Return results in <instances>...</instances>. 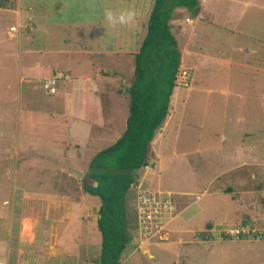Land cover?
Instances as JSON below:
<instances>
[{
  "label": "rangeland",
  "instance_id": "1",
  "mask_svg": "<svg viewBox=\"0 0 264 264\" xmlns=\"http://www.w3.org/2000/svg\"><path fill=\"white\" fill-rule=\"evenodd\" d=\"M42 1L49 5H62L55 0H9L10 4L0 9V38L5 40H2L4 46L0 47V70L17 69L24 47H28L30 51V55H26L23 62L25 75L28 74V65L34 63L35 57L37 61L41 59L56 61V56L51 54L54 51L48 48L56 46L55 43L59 38L55 36L56 33L65 36V27L61 30L50 25L49 33L46 35L43 27L47 25V21H52V12L47 14V17L42 16L39 27L36 23L34 26H27L24 19L26 13L30 12L28 5H34L30 9H34L31 18L35 21L32 16L41 13ZM62 1L63 4L71 5L73 8L78 4L81 8L91 3L110 5L98 12L97 22L89 27L94 41L99 34L97 42L101 41V45L109 40L110 33V27L104 18L106 9L119 12L117 6L121 5L123 10L133 9L136 16L146 14L148 17L153 5V0ZM112 4H115V7H111ZM15 6L16 11L6 10ZM57 8L58 6L54 7ZM82 11L86 13V9ZM74 12L76 11H72V14ZM81 12H77V16L84 19ZM67 13L69 14L68 11ZM11 25L14 28L11 29ZM170 25L181 53L178 69L183 65L191 67V83L189 88L173 92L170 117L165 119L153 139H156V143H152V148L157 156L160 155L155 167L156 180L159 178L172 191V196L177 195V198H180L183 195V202L190 197L185 193L181 195L180 192L196 191L195 196L198 195L200 199L190 206L188 212L195 211V208L204 204L205 214L212 217L209 225L213 226V230L204 233L207 236L206 240H203L204 243H195L193 246H188L190 242L181 244L177 258L165 254L163 259L159 256L150 258L140 251H135L128 255L131 257L126 256V262L128 264H264V239L256 240V237L247 233L235 238L226 237L223 231V229L232 230L234 233L243 225L257 230L264 228V0H199V10L195 15L182 7L172 9ZM84 31V28L80 29L81 35ZM124 31L127 35L126 43L136 42L131 30ZM142 31L143 26H141L140 38ZM66 44L67 42H63L64 46ZM36 49L49 51L51 59L39 55L36 51L33 53ZM189 50L194 54H186ZM94 59L97 67L101 68L104 74L111 72L104 66L102 58ZM67 61L71 62V60ZM55 66L57 65L49 66V73ZM127 66L124 75L115 77V80H121L124 89L133 79V70ZM17 79L12 88L0 92V99L5 98L9 102H15L14 106L9 108V116L12 119L8 132L12 130L13 134H40L42 137V134H53L56 124L60 134H67L69 124L61 112V103L58 102L59 109L53 104L49 108L50 99L42 89L41 83L33 80L32 83L26 84L19 82V76ZM113 80L110 83H113ZM27 85H29L28 90ZM110 85L112 84H108V87ZM30 93L44 102L45 113H50L52 116L45 114L43 117L44 114L36 110L35 104L31 105L26 101V104L30 105L29 110L32 109L35 116L32 124L28 123L29 130L26 125V108L23 104ZM50 109L55 110L51 112ZM96 125L98 134L105 130L108 133L113 131L111 125ZM0 135L7 138L6 134ZM109 143V138L99 139L96 147L103 148ZM37 149L41 152L42 146ZM69 149H65L67 167L68 161L74 155L71 148ZM32 152H35V155L27 157ZM32 152L25 154L22 148L19 149V160L27 157L26 164L29 170L27 179L34 184L38 179H45L47 173L40 172L43 171L44 165L42 170L35 165L37 159L34 156L38 152L34 147ZM43 156L46 159L49 153ZM52 157L61 160V156L57 154ZM8 158L12 162V167L6 173L8 178L25 174L22 173L23 170L20 171L16 154ZM70 173V170L64 172L68 186L66 193L73 192L75 183V178ZM3 185L0 186V201L4 199L10 201V191L6 188L1 189ZM147 187L158 188L156 184L153 188ZM202 192L204 195H201ZM128 195L132 197L133 190H129ZM222 198L231 204L222 203ZM9 214V208L0 205V215L6 218L4 220L0 218L1 264L4 262L17 264L18 258L17 250L20 243L16 237L10 238L6 232ZM13 225L15 229L16 224ZM221 237L226 240H218L222 239ZM133 241L132 237L131 242ZM218 242L227 244L221 245ZM8 243L12 252L9 251L10 261H5L4 255ZM92 244H96L99 252L100 234L97 228L92 232ZM198 246L200 249L195 250L192 255L188 254L190 248ZM155 249L157 250L152 246L153 254H156ZM43 264L58 263L53 261Z\"/></svg>",
  "mask_w": 264,
  "mask_h": 264
},
{
  "label": "crops",
  "instance_id": "2",
  "mask_svg": "<svg viewBox=\"0 0 264 264\" xmlns=\"http://www.w3.org/2000/svg\"><path fill=\"white\" fill-rule=\"evenodd\" d=\"M69 1L75 2L76 0ZM55 2L62 5H49L43 1L40 2L41 13L32 16L36 19L35 21L34 19L32 21L31 18V12L34 9H30L34 5H28L30 12L26 13L24 19L27 26H34V23H36L39 27L42 16L47 17V14L52 12V21H47V25L43 27L46 35L49 33L48 26L50 25L56 26V29L65 27V36L62 37V35L56 33L55 36L59 37L57 38L58 42L55 43L56 46L48 48L54 51L51 54L56 56V61L51 62L45 59L37 61L38 59L35 57L34 63L28 65V74L25 75L23 62L27 57L26 55H30V51H28V47H24L23 55L19 60V69L13 71L11 69L0 70V92L12 88L18 80L17 76H19V82L26 84L32 83L33 80L43 83L52 74V70L62 69L68 72L70 78L60 81L54 93L46 92L50 99L49 108L53 104L54 107L57 105L56 109H59L58 102L61 103V112L69 124L68 133L60 134L59 127L56 124L54 135L42 134V137H40V134H13L12 130L8 132L12 119L9 116V108L13 107L15 102H9L5 98L0 99V126L2 123L0 134L7 135V138L0 135V186L4 184L1 189L6 188L10 191V201L7 199L1 200L0 205L8 207L10 212L6 223L7 234L10 238L16 237L20 243L17 250V264H43L53 261L58 264H97L101 249V234L97 225L98 208L101 202L98 196L86 192L83 185L93 182L92 179L87 177L91 159L99 150L114 143L126 128V119L129 115V98L126 90L130 85L124 89L121 80H115V77L122 75L125 66L129 65L130 67L127 66V68L133 70L134 78L133 59L138 52L141 26H143L141 37L145 33L147 17L146 14H138L132 24L117 26L116 29L109 26V40L101 45V41L97 42L99 34L96 36V41H94L92 30L89 27L97 22L98 12L110 5H92L93 3H91V5H84L85 8H81L78 4L73 8L71 5L63 4L62 0H55ZM55 6H58V8L54 9ZM111 7H115V4H112ZM8 9L16 11V6L6 8V10ZM84 9H86L85 14L82 11ZM121 10H123V7L121 5L117 6V11ZM18 11L21 12L20 9ZM72 11L76 12L72 14ZM77 12H81L84 19L78 17ZM21 20L20 15V27ZM10 28L14 27L11 25ZM81 28L85 30L82 35ZM124 30H131L136 42L126 43L127 35ZM74 31L79 32L75 33ZM2 40L4 38H0V47L4 46ZM63 42H67V44L64 46ZM35 51L39 55L51 59L49 51L36 49L33 50V53ZM189 53L194 54L190 50L186 54ZM96 57L102 58L104 66L111 70L110 73L104 74L103 70L97 67L94 59ZM67 60H71V62ZM50 65H57L61 68L55 66L49 73ZM112 79H114L113 83H110ZM108 84L112 85L108 87ZM28 87L29 85L26 86L27 90ZM178 90L180 89L175 87L173 92L175 93ZM29 96L31 97L29 98ZM29 96L22 104L26 108V125L30 130L28 123L31 122L32 124V119L35 116L34 111L29 110L30 105H27L26 101L31 105L35 104L36 110L44 114L43 117L45 114L52 115L45 113L44 102L37 99L38 97H34L32 93ZM54 110H51V112ZM169 117L168 112L165 119ZM62 120L65 123V120ZM96 124L111 125L113 131L108 133L105 130L98 134ZM155 135L150 141L151 158L149 165L140 168L137 171L136 178L144 185L152 188L156 184L158 188L152 190L158 193L160 197L170 199L173 209L163 215L166 225L163 238L142 241L135 234L133 236L134 241L127 246L125 256L128 258L131 257L128 255L135 251H140L150 258L159 256L160 259H163L164 254L177 258L181 251V244L190 242L188 246H193L195 243L205 242L203 240L207 236L204 233L209 231V220L212 218L205 214L204 204L195 208V211L188 212L190 206L200 199L197 197L198 195L195 196L196 191L180 192L181 195L185 193L190 197L183 202V195L180 198H177V195L172 196V191L159 178L156 180L155 167L160 155L157 156L154 148H152V143L156 141V139L153 140ZM103 138H109L110 143L103 148L96 147L99 144V139ZM32 146L38 152L34 156L37 159L34 162L35 165H38L39 170H42L44 165L43 171L40 172L42 174L47 173L45 179H38L34 181V184L30 182V179H27L29 170L26 164L27 157L35 155V152H32ZM40 146H42L41 152L37 149ZM21 148L25 151V154L32 153L19 160V149ZM69 148H71L74 155L68 161L69 166L67 167L65 149L70 150ZM27 149L30 151L28 152ZM46 153H49V156L44 159L43 155ZM15 154L18 156L20 171L23 170L22 173L25 174L8 178L6 173L12 167L11 159L9 160L8 156H15ZM55 154L61 156V160L52 157ZM67 170H70V174L75 178L73 192L71 193H66L68 186L64 179V172ZM93 184L96 185L97 182ZM201 195H204V193L202 192ZM221 201L222 203L231 204L225 198H222ZM0 218L6 219L2 215H0ZM13 223L16 224L15 229ZM96 228L100 234L99 252L96 244H92V232L96 231ZM226 242L218 243H221V245L229 244V242ZM152 246L157 248V250L155 249L156 254H153ZM198 247L190 248L188 254L192 255L195 250L200 249V246ZM9 251L12 252L8 243L4 255V258L6 257L5 261H10ZM125 256L123 258H126Z\"/></svg>",
  "mask_w": 264,
  "mask_h": 264
},
{
  "label": "trees",
  "instance_id": "3",
  "mask_svg": "<svg viewBox=\"0 0 264 264\" xmlns=\"http://www.w3.org/2000/svg\"><path fill=\"white\" fill-rule=\"evenodd\" d=\"M6 4H10L9 0H0V7L5 8ZM178 7L195 15L199 0H153L145 33L134 55V78L126 90L129 98L126 128L114 143L99 150L89 164L87 177L93 182L83 187L101 202L97 219L101 249L97 264H118L138 233L134 195L131 197L128 192L137 171L149 163L150 141L169 112L174 78L181 62L170 25L172 9ZM257 234L250 235L256 240L264 239V231L261 237Z\"/></svg>",
  "mask_w": 264,
  "mask_h": 264
},
{
  "label": "built area",
  "instance_id": "4",
  "mask_svg": "<svg viewBox=\"0 0 264 264\" xmlns=\"http://www.w3.org/2000/svg\"><path fill=\"white\" fill-rule=\"evenodd\" d=\"M70 74L64 70L56 69L52 74L43 81L42 89L48 93H54L57 85L62 80H68ZM191 80V68L181 66L175 75V84L178 87H189ZM130 189L134 192L135 212L138 220V235L141 240L149 241L156 237L162 238L165 230L163 215L173 209V204L168 198H162L154 190L145 186L140 180L133 181ZM226 237H237L244 233H258L257 237H261L264 228L257 230L255 228L243 225L232 230L223 229ZM224 238V237H223ZM1 264V263H0ZM120 264H125L121 262Z\"/></svg>",
  "mask_w": 264,
  "mask_h": 264
},
{
  "label": "clouds",
  "instance_id": "5",
  "mask_svg": "<svg viewBox=\"0 0 264 264\" xmlns=\"http://www.w3.org/2000/svg\"><path fill=\"white\" fill-rule=\"evenodd\" d=\"M3 8V7H2ZM104 18H105V21L107 22V24L109 25V26H111V27H113V28H115V27H117V26H122V25H129V24H132V23H134V21H135V19H136V12L133 10V9H124V10H121V11H119V12H114L113 10H111V9H106L105 10V12H104ZM177 71H178V68H177ZM176 71V72H177ZM176 75V74H175ZM174 80H175V78H174ZM190 83H191V80H190ZM42 84V83H41ZM174 84H175V82H174ZM42 87V86H41ZM175 87H177V88H179V89H182V88H189L190 87V85H189V87H178V86H176V84L174 85V88ZM147 165H149V163L147 164ZM146 165V166H147ZM138 179L136 178L134 181H137ZM146 186V185H145ZM209 230H213V229H209ZM163 236H164V231H163ZM137 236H139L138 235V233H137ZM156 238H159V237H156ZM156 238H154V239H156ZM163 238V237H162ZM222 239H218V240H221V241H223V240H226V239H224L223 237H221ZM154 239H152V240H154ZM228 239V238H227ZM139 240H141L140 238H139ZM143 241V240H142ZM149 241H151V240H149ZM130 242H131V240H130ZM129 242V243H130ZM126 257V256H125ZM100 258V257H99ZM98 261H99V259H98ZM125 262V264H127V262H126V258H121L120 259V262L118 263V264H120L121 262Z\"/></svg>",
  "mask_w": 264,
  "mask_h": 264
},
{
  "label": "water",
  "instance_id": "6",
  "mask_svg": "<svg viewBox=\"0 0 264 264\" xmlns=\"http://www.w3.org/2000/svg\"><path fill=\"white\" fill-rule=\"evenodd\" d=\"M75 173V172H74ZM77 173H80V172H77ZM79 175V174H78ZM99 262H100V258H99Z\"/></svg>",
  "mask_w": 264,
  "mask_h": 264
}]
</instances>
